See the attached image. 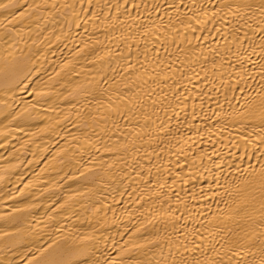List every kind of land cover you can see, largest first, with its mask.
<instances>
[{
  "label": "bare ground",
  "instance_id": "1",
  "mask_svg": "<svg viewBox=\"0 0 264 264\" xmlns=\"http://www.w3.org/2000/svg\"><path fill=\"white\" fill-rule=\"evenodd\" d=\"M12 3L0 264H261L264 0Z\"/></svg>",
  "mask_w": 264,
  "mask_h": 264
},
{
  "label": "snow or ice",
  "instance_id": "2",
  "mask_svg": "<svg viewBox=\"0 0 264 264\" xmlns=\"http://www.w3.org/2000/svg\"><path fill=\"white\" fill-rule=\"evenodd\" d=\"M12 6H14L12 0H9L8 3H0V9H7ZM42 264H60V262L56 260H45L42 262ZM261 264H264V259H262Z\"/></svg>",
  "mask_w": 264,
  "mask_h": 264
}]
</instances>
